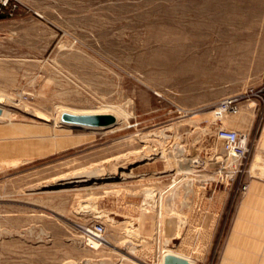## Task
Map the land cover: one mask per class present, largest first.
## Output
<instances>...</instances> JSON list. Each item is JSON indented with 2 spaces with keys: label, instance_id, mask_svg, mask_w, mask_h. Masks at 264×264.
I'll return each mask as SVG.
<instances>
[{
  "label": "rangeland",
  "instance_id": "1",
  "mask_svg": "<svg viewBox=\"0 0 264 264\" xmlns=\"http://www.w3.org/2000/svg\"><path fill=\"white\" fill-rule=\"evenodd\" d=\"M249 88L264 0H0V264H264L263 106L213 112ZM220 126L247 137L233 171Z\"/></svg>",
  "mask_w": 264,
  "mask_h": 264
},
{
  "label": "built area",
  "instance_id": "2",
  "mask_svg": "<svg viewBox=\"0 0 264 264\" xmlns=\"http://www.w3.org/2000/svg\"><path fill=\"white\" fill-rule=\"evenodd\" d=\"M264 89H245L234 94H230L222 97L214 108L215 117L220 119L225 114L237 113L242 107L243 101H249L252 103L253 107L259 105V102L262 104L264 109ZM217 137L223 141V151L226 155V158L229 160V165L233 169L238 164H241L243 161H246L249 156V148L247 145V137L245 134L240 133L238 130L233 128L218 127ZM242 188H246L245 185H242ZM84 233L87 236V243L90 247H95L97 244L101 243L104 240V226L101 223H96L92 226L84 228Z\"/></svg>",
  "mask_w": 264,
  "mask_h": 264
},
{
  "label": "water",
  "instance_id": "3",
  "mask_svg": "<svg viewBox=\"0 0 264 264\" xmlns=\"http://www.w3.org/2000/svg\"><path fill=\"white\" fill-rule=\"evenodd\" d=\"M2 109L0 107V113ZM61 120L63 122H71L79 127H97L108 126L116 121L115 115L111 113H71L64 111L61 113ZM162 264H192L190 257L180 255L174 252H166L162 258Z\"/></svg>",
  "mask_w": 264,
  "mask_h": 264
},
{
  "label": "bare ground",
  "instance_id": "4",
  "mask_svg": "<svg viewBox=\"0 0 264 264\" xmlns=\"http://www.w3.org/2000/svg\"><path fill=\"white\" fill-rule=\"evenodd\" d=\"M68 110L69 112H71V113H90V112H97L99 109H97V110H90V109H88V110H78V109H67V108H64V107H62L60 110H59V114H61L62 113V111L63 110ZM101 110V109H100ZM103 111V110H102ZM101 111V112H102ZM109 111V110H108ZM64 112V111H63ZM104 112V111H103ZM107 112V111H106ZM98 113V112H97ZM115 114V113H114ZM117 116V115H116ZM61 123V122H60ZM54 124H58V121L55 119L54 120ZM64 124V123H63ZM68 124H70V122L68 123ZM73 124V123H72ZM109 126V125H108ZM70 127V126H69ZM87 127H89V126H87ZM101 127V126H100ZM99 128V127H98ZM180 153V152H179ZM161 154H163V153H161ZM168 166V165H167ZM183 170V169H182ZM98 171V169L97 168H94V169H92L91 170V168H90V170L89 171H86V173H88V174H93V173H96ZM84 172V171H83ZM99 172V171H98ZM76 174V173H75ZM97 174V173H96ZM150 190V189H149ZM148 191V190H147ZM150 192H153V190H151ZM175 195V194H174ZM168 246V245H167ZM166 252H172L171 251V249L170 248H167V249H164V251L162 252V254H161V257H160V260H159V264H162V258H163V255H164V253H166ZM192 262V261H191ZM193 264V263H192Z\"/></svg>",
  "mask_w": 264,
  "mask_h": 264
},
{
  "label": "crops",
  "instance_id": "5",
  "mask_svg": "<svg viewBox=\"0 0 264 264\" xmlns=\"http://www.w3.org/2000/svg\"><path fill=\"white\" fill-rule=\"evenodd\" d=\"M182 210V216L183 217H185L186 218V221H185V223H184V221H182V228H186L187 227V225H188V223H189V220H188V218H187V216H186V214H188V204L186 203L185 204V208H182L181 209ZM189 227V226H188ZM189 236V230H188V232H186L185 230H183V234H182V241L184 242L185 241V238L186 237H188ZM171 251L172 252H174V253H178V254H180V255H184V256H186V257H188L187 255H185V254H183V253H181V252H177V251H175V250H173V249H171ZM190 260L192 261V263L194 264V260H193V258H190Z\"/></svg>",
  "mask_w": 264,
  "mask_h": 264
}]
</instances>
